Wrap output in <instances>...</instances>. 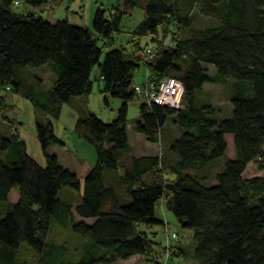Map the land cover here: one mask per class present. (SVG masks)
<instances>
[{
    "label": "trees",
    "instance_id": "1",
    "mask_svg": "<svg viewBox=\"0 0 264 264\" xmlns=\"http://www.w3.org/2000/svg\"><path fill=\"white\" fill-rule=\"evenodd\" d=\"M49 1L0 0V264H20L23 245L36 255L35 264H116L148 257L154 247L160 255L146 258L152 264L162 254L191 264H264V175L244 178L250 164L264 172V0H145L131 52L112 48L135 0L98 8L93 32L68 20L51 24L16 11L17 2L38 8ZM104 49L109 51L100 63ZM148 50L154 54L143 65ZM141 65L145 77L134 85ZM95 66L101 92L122 103L118 119L109 124L76 107L77 98L93 89ZM42 69L50 74L48 89ZM167 77L183 85L181 108L143 103L131 125L163 150L133 156L127 103L140 95L137 88L156 90ZM206 84L228 90L230 113L209 103ZM8 94L35 109L44 167L30 158L13 126L5 128ZM65 104L78 114L75 134L97 157L82 191L77 175L49 153L50 145L63 146L52 122ZM227 135L233 141L231 160L225 158ZM66 189L81 191L76 206L61 200ZM13 191L16 203L9 201ZM159 203L191 231L186 248L166 238L161 248L136 229L168 225L156 217ZM56 225L70 240L76 237L78 249L53 242Z\"/></svg>",
    "mask_w": 264,
    "mask_h": 264
},
{
    "label": "rangeland",
    "instance_id": "2",
    "mask_svg": "<svg viewBox=\"0 0 264 264\" xmlns=\"http://www.w3.org/2000/svg\"><path fill=\"white\" fill-rule=\"evenodd\" d=\"M120 0H84L82 2L78 0H59V2H54L51 0L52 11H44L45 7L38 8H29L24 3L20 2L19 6L16 8L17 13L20 14H32L35 17L42 18L45 22L51 20H68V22L73 26L84 27L93 32V18L95 12L98 8H103L104 10H110L112 7H117ZM144 1L145 0H135V7L133 10L128 11L122 20L120 26V33L117 34L115 38V44L112 49L125 50L131 52L133 48L132 44V32L140 25L144 19ZM60 21V22H61ZM148 41V39H144ZM141 46H144L145 42L141 43ZM99 47L102 48V43L99 42ZM103 50V49H102ZM103 54L100 58V63L102 62L104 55L108 49H104ZM149 52L145 53V57L149 56ZM210 74H214L213 69L210 66H206ZM145 68L139 67L135 71L133 84H141L145 77ZM41 81L45 89H48L50 86L49 83V72L47 70H40ZM99 72L98 67L95 66L92 71L91 79L93 82V89L90 94L81 96L77 98L76 107L81 109V114L88 115L93 114L99 120L105 124H109L118 119V112L121 108V101L112 98L108 94L102 93L103 85L102 82L98 79ZM203 92L209 99V103L217 108H220L226 113L232 111V107L228 100V90H224L223 87L206 84L203 87ZM6 101L9 105L7 107V123L5 128L11 130L13 134L18 133L19 138L25 142L27 153L39 166H45V159L41 152V148L38 140L36 139V129H35V117L36 112L33 106L27 101L18 96L8 94ZM146 103L142 96L136 95L135 98L127 103V134L129 143L131 146V154L136 155H150V154H160L162 147L157 144L149 143L141 135H136L132 130L131 125L139 118L140 106ZM171 109V108H170ZM78 114L75 113L73 107L69 104H65L61 108V113L58 120L53 121V129L56 137L63 143V146L60 145H50L49 153L57 157L58 163L62 168L68 169L74 172L80 182L81 191L83 188V179L87 174L88 169L91 170L97 161L96 152L93 146L87 143L84 140H81L75 134V124L77 122ZM227 151L225 158L231 160L234 157L233 150V141L232 137L227 135L225 136ZM264 175V172H258V170L250 164L244 174L245 179L253 178L256 176ZM214 184V182H209ZM212 184V185H213ZM80 193L70 191L66 189L61 191L59 196L62 201H68L71 203L72 207L76 206L80 201ZM18 200L17 193H11L9 195V201L11 203H16ZM156 217L163 221L166 220L168 225L164 228L161 225L152 226L147 228L143 224L137 225L136 229L141 232L148 234L154 242L161 245V248H165V232L169 236L176 234L182 247L186 248V244L189 243L191 231L181 228L177 220L170 214L164 207V204L159 203L156 207ZM75 220H80L76 218ZM92 222V221H88ZM57 228H62L59 225ZM54 228L52 234V240L55 244H67L71 249H78V243L76 237L70 240L68 236V231L64 228L57 229ZM68 230V229H67ZM77 236V235H76ZM80 242L82 238L77 236ZM173 243V242H172ZM172 243H169L171 245ZM179 245V244H177ZM68 246V244H67ZM176 246V245H175ZM173 246V247H175ZM81 248V247H80ZM155 249V250H154ZM79 253V251H78ZM160 255L158 248H153L147 256H138L132 258L128 261H118L116 264H152L147 262L146 258L156 259ZM18 259L21 261L20 264H35L36 255L28 247L23 245L17 255ZM166 257L162 254L158 258L159 264H191L192 262L187 260H182L179 258L165 259ZM168 260V261H167Z\"/></svg>",
    "mask_w": 264,
    "mask_h": 264
},
{
    "label": "built area",
    "instance_id": "3",
    "mask_svg": "<svg viewBox=\"0 0 264 264\" xmlns=\"http://www.w3.org/2000/svg\"><path fill=\"white\" fill-rule=\"evenodd\" d=\"M82 1V0H78ZM17 5V3H15ZM149 56L142 57L143 65H147L151 63V59L153 57L154 51L148 50ZM147 51V52H148ZM146 52V54H147ZM7 89V88H6ZM137 93L143 97L147 104H155L159 106H166L174 110H178L181 108V100L183 95V86L181 82L173 78H165L159 85V87L155 90L150 87H142L136 89ZM167 233V232H166ZM178 238L175 234L171 236H166V240L176 241Z\"/></svg>",
    "mask_w": 264,
    "mask_h": 264
},
{
    "label": "crops",
    "instance_id": "4",
    "mask_svg": "<svg viewBox=\"0 0 264 264\" xmlns=\"http://www.w3.org/2000/svg\"><path fill=\"white\" fill-rule=\"evenodd\" d=\"M56 2H59V1H56ZM51 3V1H49L46 5H43V6H41V7H45V10L44 11H47V10H50V12L52 11V7H51V5L49 6V4ZM64 20V19H63ZM67 20V19H66ZM59 21H61V20H58V21H55V20H51V21H47V22H49V23H51V24H54V23H56V22H59ZM136 135H138V134H136ZM151 155V154H150ZM153 155H155L154 153H153ZM139 157H141V156H147V155H138ZM89 170V169H88ZM14 192V191H13ZM13 192H11V193H13ZM10 193V194H11ZM14 193H16V192H14ZM135 258V257H134ZM132 259V258H131Z\"/></svg>",
    "mask_w": 264,
    "mask_h": 264
},
{
    "label": "clouds",
    "instance_id": "5",
    "mask_svg": "<svg viewBox=\"0 0 264 264\" xmlns=\"http://www.w3.org/2000/svg\"><path fill=\"white\" fill-rule=\"evenodd\" d=\"M16 5V4H15ZM16 6H19V3L17 2V5ZM141 61H142V59H141ZM182 84V83H181ZM183 86V85H182ZM183 92H184V89H183ZM183 96V95H182ZM182 101V100H181ZM147 104V103H146ZM155 105V104H154ZM159 106V105H158ZM164 107H166V106H164ZM167 108H169V107H167ZM170 109V108H169ZM172 110H174V109H172ZM179 110V109H178ZM176 111V110H175ZM248 168V167H247ZM247 170V169H246ZM246 172V171H245ZM166 233V232H165ZM166 238V237H165ZM170 242H172V241H170ZM174 242V241H173Z\"/></svg>",
    "mask_w": 264,
    "mask_h": 264
}]
</instances>
